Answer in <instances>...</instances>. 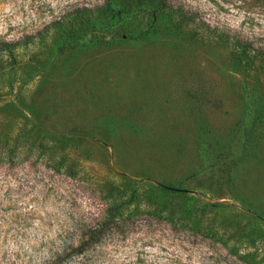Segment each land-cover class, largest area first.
<instances>
[{
    "label": "rangeland",
    "instance_id": "rangeland-1",
    "mask_svg": "<svg viewBox=\"0 0 264 264\" xmlns=\"http://www.w3.org/2000/svg\"><path fill=\"white\" fill-rule=\"evenodd\" d=\"M102 1L0 0V40L19 43L21 64L0 72V139L26 135L14 163L0 150V264H242L224 244L242 249L237 238L256 223L264 231V67L247 85L211 38L224 31L264 46V0H169L197 13L198 30L180 40L163 26L122 28L43 65L45 25ZM46 131L66 140L43 154L35 144ZM56 160L71 175L54 172ZM161 183L226 204L223 244L140 216L106 232L85 261L58 259L101 198Z\"/></svg>",
    "mask_w": 264,
    "mask_h": 264
},
{
    "label": "trees",
    "instance_id": "trees-1",
    "mask_svg": "<svg viewBox=\"0 0 264 264\" xmlns=\"http://www.w3.org/2000/svg\"><path fill=\"white\" fill-rule=\"evenodd\" d=\"M199 23L202 21L196 12L176 7L169 0H103L95 5L74 6L58 19L45 25L49 26V43L46 46L43 65L52 66L51 62L54 63L70 43L89 41L95 44L118 29L138 32L148 26H163L174 38L182 40L186 38V33L193 34L198 30ZM142 26L143 29H140ZM212 37L211 40L223 43V48L230 51L242 68L245 83L256 86L254 74L258 68L256 66L264 67V46L256 44L254 38H241L224 31L223 34H215ZM19 49V43L15 41L0 40V72L21 67V64H17ZM28 62L22 67L29 68L34 65ZM25 136L14 138L12 143L0 139V150L9 163H14V157L20 152L19 147L22 146V138ZM41 136L37 138L39 140L35 147L43 154L48 144H62L66 140L63 134L51 131H46ZM49 167L56 173L65 172L60 160H56L55 164L53 161ZM65 174L71 175L66 172ZM101 200L103 207L100 214L80 233L63 244L62 254L58 259L85 261L92 254L91 249L98 245L99 239L106 232L111 233L118 227H127L134 221H139L137 218L140 216L163 222L171 231L193 234L223 244L219 226L220 216L223 214L220 211L226 204L206 201L186 187L168 183L140 184L125 198L106 196ZM139 203L151 205L153 210L137 212L135 206ZM248 232L243 238H237L242 249L235 246V241L232 246L224 244V247H227V255L242 264H264L262 226L256 223ZM56 262L53 261L54 264Z\"/></svg>",
    "mask_w": 264,
    "mask_h": 264
}]
</instances>
